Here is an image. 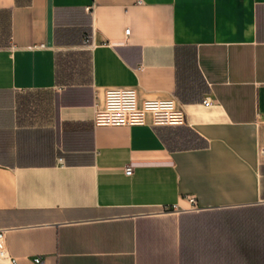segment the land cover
<instances>
[{
  "label": "crops",
  "instance_id": "1",
  "mask_svg": "<svg viewBox=\"0 0 264 264\" xmlns=\"http://www.w3.org/2000/svg\"><path fill=\"white\" fill-rule=\"evenodd\" d=\"M118 86L177 97L186 123L95 125ZM190 131L207 144L181 147ZM262 149L264 0H0L18 264H264Z\"/></svg>",
  "mask_w": 264,
  "mask_h": 264
},
{
  "label": "built area",
  "instance_id": "2",
  "mask_svg": "<svg viewBox=\"0 0 264 264\" xmlns=\"http://www.w3.org/2000/svg\"><path fill=\"white\" fill-rule=\"evenodd\" d=\"M87 10L92 11L88 6ZM130 29L126 30L129 33ZM85 43L91 46L89 37ZM206 105H211L212 100L206 97L203 101ZM183 125L186 123L185 111L179 105L178 99L172 97H152L144 100L139 99L135 86L109 87L104 92V100L98 105L94 114V124L97 126H121V125ZM264 152V149H262ZM132 166L125 167L126 174H131ZM188 199L194 209H197V199L194 195H189ZM6 228H0V259L10 261L11 264H18L17 259L12 258L6 246ZM35 262L41 264V258H36Z\"/></svg>",
  "mask_w": 264,
  "mask_h": 264
},
{
  "label": "trees",
  "instance_id": "3",
  "mask_svg": "<svg viewBox=\"0 0 264 264\" xmlns=\"http://www.w3.org/2000/svg\"><path fill=\"white\" fill-rule=\"evenodd\" d=\"M163 136V135H162ZM207 144V140L200 136L198 133L194 131L187 132L186 137L183 139L181 143V147L185 146H204ZM178 147V145H176Z\"/></svg>",
  "mask_w": 264,
  "mask_h": 264
}]
</instances>
